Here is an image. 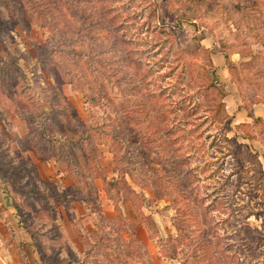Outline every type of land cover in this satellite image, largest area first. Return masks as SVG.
Wrapping results in <instances>:
<instances>
[{
    "label": "rangeland",
    "instance_id": "374dc122",
    "mask_svg": "<svg viewBox=\"0 0 264 264\" xmlns=\"http://www.w3.org/2000/svg\"><path fill=\"white\" fill-rule=\"evenodd\" d=\"M251 1L0 0V224L12 211L52 264H264V182L245 153L264 171V0ZM163 127L169 147L142 139ZM173 146L194 184L158 162Z\"/></svg>",
    "mask_w": 264,
    "mask_h": 264
},
{
    "label": "trees",
    "instance_id": "16d2710c",
    "mask_svg": "<svg viewBox=\"0 0 264 264\" xmlns=\"http://www.w3.org/2000/svg\"><path fill=\"white\" fill-rule=\"evenodd\" d=\"M188 3L189 0H186ZM258 2L259 0H252L250 2V5L252 4L253 6L254 5H258ZM103 8H105V11L103 13V15L107 16L108 15V12H109V7L107 6H104ZM259 8V7H257ZM259 10H261L259 8ZM196 12H194L195 14ZM186 20H188L190 23L192 22L193 18H191V16H186L184 15L183 16ZM98 20V19H97ZM108 21L110 22H113L112 20V17H108ZM93 22H91L90 26H94L95 28H98V29H104V30H107V31H111V32H114L115 34V40H117V43L118 44H121L122 45V48L120 50V52L122 53V56L124 57V61H126V65L129 66V67H136V59L133 57L132 55V50L129 49L127 46H125V43H126V39L124 38L123 35H119L117 33V30L119 28V26L117 25H109L107 22H101V21H97L94 25H92ZM173 28V27H172ZM204 37L201 36L200 39H202ZM125 46V47H124ZM207 54H210V52H212L210 49L206 48V47H201ZM225 60L227 59V55H225ZM209 64L212 66L213 70H214V67L212 65V61L209 59L208 60ZM212 74L213 76H215V71H212ZM216 77V76H215ZM247 109V116L249 118H252L253 121H258L260 120V118H255L254 117V114L252 113L251 111V108L250 110L248 108ZM232 119L231 118H228L226 120V128H229L230 126V123H231ZM40 124H41V133L44 135V136H47L48 134V131L45 129V126L43 123H41L40 121ZM241 124H244V123H240L238 124L241 125ZM171 130L169 127H163V129H160L157 133H154V136L152 135V137H149V138H142L143 140H150V141H154V142H157L158 144H160V146H162V144L165 143L166 141L167 144H168V147L170 146L169 143H171L170 139L172 138L171 137ZM86 138V135L85 134H80L76 141H70V143L72 144H77L79 140H82V139H85ZM54 139V138H52ZM51 140V139H49ZM237 148L238 150L241 152L242 151V144L241 143H237ZM167 153H163V155L158 159V162H164V163H168V164H171L173 167L176 168L177 171H174L173 174L176 178L182 180V181H186L187 185H192L194 184V174L192 172V169L188 166V157H186V155L182 154V153H179L175 146L173 147H170V149L168 151H166ZM245 153L251 157L253 163H254V171L256 172L257 174V178L260 180V181H263L264 182V171L262 170V164L261 162L257 159V154L256 153H252L248 150L245 149ZM263 160H264V155H263ZM184 190H187L189 192L190 190V187H185ZM82 201H87V199L85 198H82ZM264 207V205H263ZM36 242V241H35ZM97 243V240H95L93 244H96ZM35 246H36V249L39 247V244L38 242L35 243ZM37 251L39 252L40 256L42 257V259L49 263V264H52L48 261L45 260V258H43V255L42 253L40 252V250L37 249ZM212 257H215V254L211 255Z\"/></svg>",
    "mask_w": 264,
    "mask_h": 264
},
{
    "label": "crops",
    "instance_id": "0c3cea01",
    "mask_svg": "<svg viewBox=\"0 0 264 264\" xmlns=\"http://www.w3.org/2000/svg\"><path fill=\"white\" fill-rule=\"evenodd\" d=\"M251 111L253 113V108ZM81 204L82 210L76 209L82 224L80 230L82 233L88 234L96 228L93 223L95 213L88 211L85 202L82 201ZM11 212L9 213L11 220L9 219L10 221L5 224H0V232L5 229V232L0 234V264H49L42 259L37 251L36 242L32 239L31 233L15 222L10 223L16 220L14 215L11 216ZM82 262L83 259L79 261L81 264ZM83 263L86 264L87 262Z\"/></svg>",
    "mask_w": 264,
    "mask_h": 264
}]
</instances>
